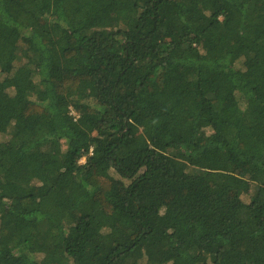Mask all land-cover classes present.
Instances as JSON below:
<instances>
[{"label":"trees","instance_id":"obj_1","mask_svg":"<svg viewBox=\"0 0 264 264\" xmlns=\"http://www.w3.org/2000/svg\"><path fill=\"white\" fill-rule=\"evenodd\" d=\"M0 264H264V0H0Z\"/></svg>","mask_w":264,"mask_h":264},{"label":"rangeland","instance_id":"obj_2","mask_svg":"<svg viewBox=\"0 0 264 264\" xmlns=\"http://www.w3.org/2000/svg\"><path fill=\"white\" fill-rule=\"evenodd\" d=\"M231 102V101H230ZM229 101L227 102L228 104L230 103ZM85 162V159H82L81 161H80V163H84ZM243 199L245 200V198L243 197Z\"/></svg>","mask_w":264,"mask_h":264}]
</instances>
